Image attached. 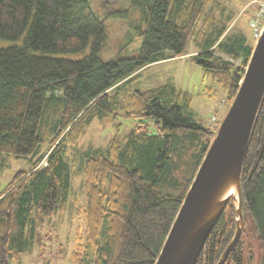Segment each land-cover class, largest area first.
Here are the masks:
<instances>
[{"label": "trees", "instance_id": "trees-1", "mask_svg": "<svg viewBox=\"0 0 264 264\" xmlns=\"http://www.w3.org/2000/svg\"><path fill=\"white\" fill-rule=\"evenodd\" d=\"M211 3L130 0L137 14L132 29L141 39L137 54L106 62L99 55L106 27L90 13L87 0H0V154L31 160L0 193V264H19L39 224L64 212L71 172L66 150L94 119L111 117L136 123L123 142L115 136L105 150L81 157L85 202L70 259L155 263L221 120L209 126L196 122L192 98L171 84L124 95L121 89L144 68L186 56L188 41L216 22ZM225 35L221 27L213 43L189 60L224 92L228 109L253 47L243 36L227 45ZM216 48L232 61L216 55ZM86 49L78 60L57 57ZM240 189L243 224L250 215L264 264V96ZM234 231L230 199L196 264H216ZM242 234L225 264H242Z\"/></svg>", "mask_w": 264, "mask_h": 264}, {"label": "rangeland", "instance_id": "rangeland-1", "mask_svg": "<svg viewBox=\"0 0 264 264\" xmlns=\"http://www.w3.org/2000/svg\"><path fill=\"white\" fill-rule=\"evenodd\" d=\"M87 1L90 13L97 19L103 20L106 27V42L100 51V58L107 62L117 56L121 58L135 56L141 39L132 29L137 14L131 7L130 0ZM249 1L212 0L210 7L217 9L216 22L203 30L200 28L199 33L188 41L186 56L168 59L144 68L132 83L121 89L122 95L126 91L148 90L171 84L177 92L192 98L191 109L196 122L209 126L212 117L218 121L221 120L227 111L224 92L216 88L212 81L204 75L203 70L194 65L189 57L212 44L221 27H226L224 42L227 45L239 36H243L246 39L245 43L253 46L256 38L250 27L252 11L248 9L247 13H243ZM116 13L123 15L117 18L113 15ZM1 44L10 45L8 42ZM87 54L88 49L79 54L57 57L78 60ZM216 55L232 61L218 48H216ZM234 63L239 64V62ZM135 123L132 119L122 117L94 119L86 128L82 138L66 150V160L69 162L71 172L65 210L52 217L51 220L39 224L36 235L21 255L19 264H73L70 255L74 249V233L77 226L81 225L78 210H80L79 207L84 206L85 202L83 176L80 172L81 157L94 149L105 150L115 136L123 142ZM118 125H120L119 128ZM147 126L149 133L155 131L153 121H148ZM30 167L31 160L29 159H17L12 155L0 154V193L16 172L27 171ZM242 230V264H260L261 252L258 236L250 215L246 216ZM9 264L16 263L9 261Z\"/></svg>", "mask_w": 264, "mask_h": 264}, {"label": "water", "instance_id": "water-1", "mask_svg": "<svg viewBox=\"0 0 264 264\" xmlns=\"http://www.w3.org/2000/svg\"><path fill=\"white\" fill-rule=\"evenodd\" d=\"M264 96V26L237 92L221 119L154 264H196L207 236L231 199L235 231L216 264H225L243 229L240 176Z\"/></svg>", "mask_w": 264, "mask_h": 264}, {"label": "built area", "instance_id": "built-area-1", "mask_svg": "<svg viewBox=\"0 0 264 264\" xmlns=\"http://www.w3.org/2000/svg\"><path fill=\"white\" fill-rule=\"evenodd\" d=\"M251 4L254 5V10L252 12L250 27L252 28L254 37H258L264 25V0H252ZM213 121L214 119L212 118L211 122Z\"/></svg>", "mask_w": 264, "mask_h": 264}]
</instances>
